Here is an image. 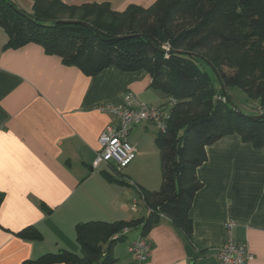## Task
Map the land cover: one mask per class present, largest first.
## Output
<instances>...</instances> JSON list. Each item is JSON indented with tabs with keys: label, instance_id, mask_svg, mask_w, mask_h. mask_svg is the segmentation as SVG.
Returning a JSON list of instances; mask_svg holds the SVG:
<instances>
[{
	"label": "crops",
	"instance_id": "obj_1",
	"mask_svg": "<svg viewBox=\"0 0 264 264\" xmlns=\"http://www.w3.org/2000/svg\"><path fill=\"white\" fill-rule=\"evenodd\" d=\"M64 1L109 3L124 11L131 5L150 8L156 0ZM7 38L0 26V264H24L60 250L82 256L77 224L146 218L141 190H159L162 184L154 154L147 155L151 149L142 148L137 134L129 141L135 162L125 173L112 161L93 168L101 133L113 121L100 106L122 104L126 93L153 107L163 106L166 97L152 87L147 71L111 66L88 76L39 44L5 48ZM206 150L207 160L197 169L203 187L190 210V237L160 216L145 236L131 235V242L144 238L152 245L142 264H221L214 252L230 236L253 253L247 264H264V147L233 134ZM107 164L126 184L107 180L103 172L117 175ZM29 227L41 238L18 235ZM131 242L117 244L114 264H136L128 252Z\"/></svg>",
	"mask_w": 264,
	"mask_h": 264
},
{
	"label": "trees",
	"instance_id": "obj_2",
	"mask_svg": "<svg viewBox=\"0 0 264 264\" xmlns=\"http://www.w3.org/2000/svg\"><path fill=\"white\" fill-rule=\"evenodd\" d=\"M14 1L0 0L5 48L39 44L88 76L111 66L147 71L152 87L176 100L167 131L155 138L161 187L141 190L148 216L79 223L75 234L82 256L60 250L24 264H114V249L129 234L123 231L139 228L145 236L162 215L190 237V210L203 187L197 169L207 160V147L233 134L264 147V119L240 116L229 92L236 87L257 101L249 116L264 114V0H156L150 8L131 5L124 11L109 3L31 0L30 12ZM71 21L79 23H64ZM107 165L117 174L103 172L107 180L126 184ZM2 199L0 194V204ZM18 235L41 238L31 227Z\"/></svg>",
	"mask_w": 264,
	"mask_h": 264
},
{
	"label": "built area",
	"instance_id": "obj_3",
	"mask_svg": "<svg viewBox=\"0 0 264 264\" xmlns=\"http://www.w3.org/2000/svg\"><path fill=\"white\" fill-rule=\"evenodd\" d=\"M176 104L173 97L166 99L163 106L153 107L142 104L132 93H126L122 104H104L100 109L109 114L113 121L101 133L99 139L100 150L97 153L93 168H98L102 163L114 162L118 169L128 167L135 160L136 150L129 142V135L133 128L152 123L158 132L167 131L168 122L172 115V109ZM259 110V109H258ZM233 223H228V232H231ZM129 230L123 232L128 234ZM228 241L215 250L216 257L221 264H247L254 259V255L248 246L242 242ZM152 245L144 238L131 243L128 252L134 257L136 264H142L150 258Z\"/></svg>",
	"mask_w": 264,
	"mask_h": 264
},
{
	"label": "rangeland",
	"instance_id": "obj_4",
	"mask_svg": "<svg viewBox=\"0 0 264 264\" xmlns=\"http://www.w3.org/2000/svg\"><path fill=\"white\" fill-rule=\"evenodd\" d=\"M14 2L17 3L19 8L24 9L26 12H30L32 11V1L31 0H15ZM212 78L214 77L212 73H210ZM230 92V96L231 99L233 101V104L237 107V109L244 115V116H249V115H253L254 112L257 111V107H258V103H256L257 101L252 100L251 98H249L243 91H241V89L239 90V88H232ZM132 134L129 136V141H131L132 139V135L137 134L139 136V140H140V145L142 146V148H150L151 151L148 152L147 150V155H151L154 154L155 158V162H156V166H157V173L160 170V176H161V169L159 168L160 165V161H159V151H158V147L157 144H155V136L159 133L158 129L152 124V123H145L141 126H139L138 128H135L133 130V132H131ZM151 157V159H152ZM135 162V161H134ZM134 162H132V165L134 164ZM132 165H130L132 167ZM129 166V167H130ZM121 172L125 173V168L124 169H120ZM135 232H140V229H133L131 231H129L128 237H127V242H131L132 241V236L134 235ZM133 243V242H131ZM131 243H129V245H131Z\"/></svg>",
	"mask_w": 264,
	"mask_h": 264
},
{
	"label": "water",
	"instance_id": "obj_5",
	"mask_svg": "<svg viewBox=\"0 0 264 264\" xmlns=\"http://www.w3.org/2000/svg\"><path fill=\"white\" fill-rule=\"evenodd\" d=\"M64 23H79V22L71 21V22H64ZM235 110L240 116H244L238 109H235ZM247 117H249L252 120H261V119H264V114L263 115H257V116H247Z\"/></svg>",
	"mask_w": 264,
	"mask_h": 264
}]
</instances>
